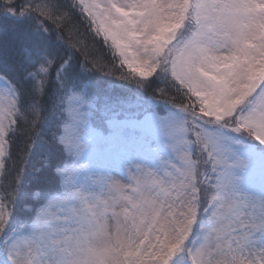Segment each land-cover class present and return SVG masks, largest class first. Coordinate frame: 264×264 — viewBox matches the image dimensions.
I'll use <instances>...</instances> for the list:
<instances>
[{
    "label": "snow or ice",
    "instance_id": "6c2138e0",
    "mask_svg": "<svg viewBox=\"0 0 264 264\" xmlns=\"http://www.w3.org/2000/svg\"><path fill=\"white\" fill-rule=\"evenodd\" d=\"M0 264H264V0H0Z\"/></svg>",
    "mask_w": 264,
    "mask_h": 264
},
{
    "label": "trees",
    "instance_id": "16d2710c",
    "mask_svg": "<svg viewBox=\"0 0 264 264\" xmlns=\"http://www.w3.org/2000/svg\"><path fill=\"white\" fill-rule=\"evenodd\" d=\"M120 83H122V82H117V84H120Z\"/></svg>",
    "mask_w": 264,
    "mask_h": 264
},
{
    "label": "rangeland",
    "instance_id": "374dc122",
    "mask_svg": "<svg viewBox=\"0 0 264 264\" xmlns=\"http://www.w3.org/2000/svg\"><path fill=\"white\" fill-rule=\"evenodd\" d=\"M101 2L103 3V2H104V0H101Z\"/></svg>",
    "mask_w": 264,
    "mask_h": 264
}]
</instances>
